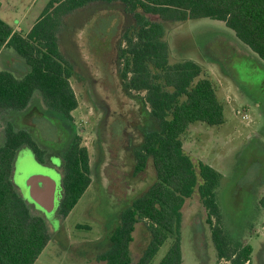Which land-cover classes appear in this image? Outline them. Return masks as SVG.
Returning <instances> with one entry per match:
<instances>
[{
	"label": "rangeland",
	"instance_id": "1",
	"mask_svg": "<svg viewBox=\"0 0 264 264\" xmlns=\"http://www.w3.org/2000/svg\"><path fill=\"white\" fill-rule=\"evenodd\" d=\"M48 1L0 0V18L26 31ZM147 17L162 21L158 15ZM132 24V16L124 13L120 2L95 1L66 15L57 38L73 70L70 85L78 104L70 118L46 106L37 90L25 109L0 115V145L10 123L16 130L29 131L41 148L49 150L52 163L57 164L55 153L63 156L75 137L89 155L91 182L76 205L66 216L56 211L45 215L29 200L27 187L30 171L42 172L40 162L31 148L17 150L13 182L22 188L32 211L46 220L51 235L34 264H102L97 255L107 244L105 236L156 180L151 158L142 172H134V152L140 148L144 131L151 128L149 107L146 104L142 110L137 98L145 92L127 93L119 76V42ZM163 26L169 60L199 63V77L213 81L224 106V123L190 124L182 135L184 151L195 163L202 161L219 173V226L234 241L252 246L249 264H264V205L260 202L264 195V61L222 21L206 17L164 22ZM8 51L0 57V65L9 60ZM12 53L17 59H11L12 68H8L17 73L25 65ZM237 110L246 111L248 119H242ZM67 125L71 134L65 141ZM207 217L195 189L181 208V264H228L217 258L212 240L216 216L211 217V225ZM148 239L147 222L140 220L130 244L131 264L137 262ZM171 241L160 246L151 264L160 260Z\"/></svg>",
	"mask_w": 264,
	"mask_h": 264
},
{
	"label": "trees",
	"instance_id": "2",
	"mask_svg": "<svg viewBox=\"0 0 264 264\" xmlns=\"http://www.w3.org/2000/svg\"><path fill=\"white\" fill-rule=\"evenodd\" d=\"M95 1L120 2L124 13L133 18L132 29H126L119 42V76L127 93L145 92L137 98L142 110L146 104L149 107L151 128L144 131L134 152V172H142L148 158L156 172L147 192L122 212L118 225L107 233V244L97 259L102 264H131L133 231L143 220L149 239L135 264H151L168 239L172 241L156 264H181V208L196 189L207 210L206 222L211 225L212 216L218 222L211 225L217 258L228 264H249L252 246L234 241L219 226V173L202 161L195 163L182 145L190 124L224 123L223 103L213 81L199 77V63L169 60L163 23L206 17L222 21L264 61V0H49L26 33L0 18V57L12 49L26 68L16 73L0 66V115L25 109L37 90L46 106L70 118L78 104L70 85L73 70L59 50L57 34L66 15ZM147 15H158L162 21ZM23 146L42 158L30 132L8 123L0 145V264H34L51 239L46 220L32 211L12 179L14 158ZM63 160V192L56 212L66 216L91 182L88 151L78 137ZM260 202L264 205V195Z\"/></svg>",
	"mask_w": 264,
	"mask_h": 264
},
{
	"label": "water",
	"instance_id": "3",
	"mask_svg": "<svg viewBox=\"0 0 264 264\" xmlns=\"http://www.w3.org/2000/svg\"><path fill=\"white\" fill-rule=\"evenodd\" d=\"M43 169L42 172L32 170L29 173L27 187L29 185L28 197L34 206L39 207L44 211L45 215H53L58 207L61 197L60 176L55 169L39 165ZM15 173V169L12 173ZM19 192L24 197V192L21 187H18Z\"/></svg>",
	"mask_w": 264,
	"mask_h": 264
},
{
	"label": "flooded vegetation",
	"instance_id": "4",
	"mask_svg": "<svg viewBox=\"0 0 264 264\" xmlns=\"http://www.w3.org/2000/svg\"><path fill=\"white\" fill-rule=\"evenodd\" d=\"M61 114V113H60ZM63 115V114H62ZM61 116V115H60ZM67 118V117H66ZM60 119V118H59ZM61 121L63 122V123H65L64 122V119L62 118L61 119ZM261 131V130H260ZM71 132V130H70V125L68 126L67 125V135H66V140L65 141H67V137L71 134L70 133ZM258 142H259V139L258 138H255ZM73 140V139H72ZM72 140H71V142H72ZM64 141V142H65ZM71 142H70V144H71ZM70 144H69V146H70ZM38 146H39V144H37ZM260 145H262L261 143H260ZM42 146V145H41ZM69 146H68V148H69ZM263 146V145H262ZM25 147H29V146H25ZM29 148H31V147H29ZM39 148L42 150V158L41 159H39L38 158V156H37V154L35 153V155H36V157L38 158V160H39V162H40V164L41 165H43V166H47V167H50V168H53V169H55L56 170V172H58V174H59V176H60V183H61V196H62V192H63V187H62V175H63V164H64V160H63V157H64V154H63V156H60L58 153H55L57 156L56 157H59V159L57 158V164H55V163H52V154H50L48 157H47V154H49V150L48 151H46V150H44L43 148H41L40 146H39ZM68 148L66 149V151L68 150ZM32 149V148H31ZM60 149H62V147L61 148H59V149H56V150H60ZM32 151H34L33 149H32ZM65 151V152H66ZM44 158L47 160V162H48V164H46V165H44V162H45V160H44ZM61 198V197H60Z\"/></svg>",
	"mask_w": 264,
	"mask_h": 264
},
{
	"label": "crops",
	"instance_id": "5",
	"mask_svg": "<svg viewBox=\"0 0 264 264\" xmlns=\"http://www.w3.org/2000/svg\"><path fill=\"white\" fill-rule=\"evenodd\" d=\"M39 16V15H38ZM37 19V18H36ZM35 22V21H34ZM34 22L32 23V24H30V26H28V29L26 30V31H24V30H17L16 28H14V30H16V31H21L22 33H26L27 31H29L30 30V28L32 27V25L34 24ZM8 52H10V53H8V57H9V60H7L6 62L5 61H3V63L0 65L1 67H10V68H12V65H11V59H17V58H15L13 55V53H12V50H9ZM11 53L13 54L12 56H11ZM20 63H21V61H19ZM26 68H22L21 69V71H24ZM17 70V69H16ZM183 149H184V147H183Z\"/></svg>",
	"mask_w": 264,
	"mask_h": 264
},
{
	"label": "built area",
	"instance_id": "6",
	"mask_svg": "<svg viewBox=\"0 0 264 264\" xmlns=\"http://www.w3.org/2000/svg\"><path fill=\"white\" fill-rule=\"evenodd\" d=\"M237 113H240L241 114V118L242 119H248V113L246 111L237 110Z\"/></svg>",
	"mask_w": 264,
	"mask_h": 264
}]
</instances>
